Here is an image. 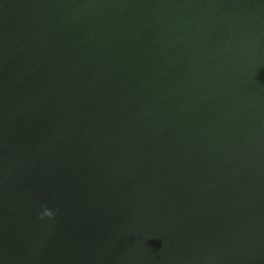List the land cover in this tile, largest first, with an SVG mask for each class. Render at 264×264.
<instances>
[{
  "label": "water",
  "instance_id": "1",
  "mask_svg": "<svg viewBox=\"0 0 264 264\" xmlns=\"http://www.w3.org/2000/svg\"><path fill=\"white\" fill-rule=\"evenodd\" d=\"M0 264H264V0H0Z\"/></svg>",
  "mask_w": 264,
  "mask_h": 264
},
{
  "label": "clouds",
  "instance_id": "2",
  "mask_svg": "<svg viewBox=\"0 0 264 264\" xmlns=\"http://www.w3.org/2000/svg\"><path fill=\"white\" fill-rule=\"evenodd\" d=\"M40 218L41 219H44V218L54 219L55 213L49 208L45 207Z\"/></svg>",
  "mask_w": 264,
  "mask_h": 264
}]
</instances>
